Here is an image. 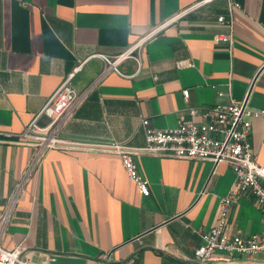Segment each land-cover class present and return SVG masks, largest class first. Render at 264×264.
Listing matches in <instances>:
<instances>
[{
	"label": "crops",
	"instance_id": "crops-1",
	"mask_svg": "<svg viewBox=\"0 0 264 264\" xmlns=\"http://www.w3.org/2000/svg\"><path fill=\"white\" fill-rule=\"evenodd\" d=\"M203 1L0 0L3 249L20 248L32 264H94L104 258L132 264H259L264 259L219 252L212 261L196 260L202 234L217 224L221 200L231 192L228 233L262 230L256 198L234 188L236 174L227 163L135 156L150 189L144 196L117 154L54 149L41 166L31 167L35 149L18 142L80 65L71 86L79 93L91 91L61 129L69 140L143 149V120L151 128L175 129L181 119H191L190 108L202 111L232 100L264 110V0ZM163 25L135 52L142 58L138 75L105 73L101 55L117 56ZM228 32L232 45L215 41ZM118 68L131 76L138 65L128 59ZM48 122L46 116L40 120L43 126ZM250 142L264 165V116L254 119Z\"/></svg>",
	"mask_w": 264,
	"mask_h": 264
},
{
	"label": "built area",
	"instance_id": "built-area-1",
	"mask_svg": "<svg viewBox=\"0 0 264 264\" xmlns=\"http://www.w3.org/2000/svg\"><path fill=\"white\" fill-rule=\"evenodd\" d=\"M210 0H205L208 2ZM202 3L184 10L174 19L186 15ZM232 10V8H231ZM173 19V20H174ZM172 21V20H171ZM219 22L225 23L226 18L221 16ZM230 26V25H229ZM165 25L155 28L133 44L125 52L117 56L101 55L109 71H115L124 77H134L142 71V58L135 55L145 43L164 29ZM233 33L219 34L215 37L217 43L232 45ZM133 59L138 68L134 75H126L118 68L124 61ZM187 61L180 62L185 66ZM189 64V63H188ZM71 73L60 88L51 96L43 109L26 126L23 133L19 134V143L32 146L35 155L31 167L41 166L47 152L60 150H73L78 148L99 149L117 154L127 171L129 178L138 186L144 196L150 195L147 180L139 172L134 157L142 154L172 157L189 160H212L216 164L227 163L236 174L234 188L241 193L253 195L263 217L262 230L259 233L245 236L242 232L230 235L227 231V221L231 205L234 201V193L221 200V215L217 224L209 231L202 234V243L196 249V260L199 263L212 261L219 252L238 253L248 258H255L258 254L264 255V165L260 164L250 142L253 121L264 116V110H254L247 107V101L238 102L232 100L230 104L215 105L211 108L199 111L197 108L188 110L190 120L181 119L175 129L159 130L149 126V120L142 123L146 131V148H132L122 144H93L62 138L60 132L75 110L87 100L91 88L84 92H77L71 86V80L76 72ZM102 77V76H101ZM219 95H222L220 93ZM186 99L189 91H184ZM46 116L48 124H40L42 117ZM201 120L197 122L195 117ZM7 216L0 221V227L4 228ZM0 264H32L23 256L20 248L5 250L0 246ZM43 264H51L50 260ZM94 264H132L131 261L112 263L107 258ZM264 264V259L259 262Z\"/></svg>",
	"mask_w": 264,
	"mask_h": 264
}]
</instances>
